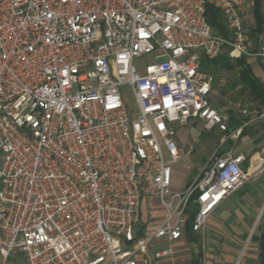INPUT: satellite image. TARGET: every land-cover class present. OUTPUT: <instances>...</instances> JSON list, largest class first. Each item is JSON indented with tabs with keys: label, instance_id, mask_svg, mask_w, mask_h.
I'll return each mask as SVG.
<instances>
[{
	"label": "built area",
	"instance_id": "1",
	"mask_svg": "<svg viewBox=\"0 0 264 264\" xmlns=\"http://www.w3.org/2000/svg\"><path fill=\"white\" fill-rule=\"evenodd\" d=\"M208 3L228 36L207 22ZM254 7L255 0H0V264H147L161 242L155 260L172 257L193 197L198 232L264 171V146L254 170L228 150L200 180L172 188L173 166L192 152L179 145L176 124L229 132V116L211 99L214 77L201 65L224 50L251 55L244 13ZM151 54L164 61L135 66ZM254 55L264 60V36ZM155 203L164 215L143 234L142 210Z\"/></svg>",
	"mask_w": 264,
	"mask_h": 264
},
{
	"label": "rangeland",
	"instance_id": "2",
	"mask_svg": "<svg viewBox=\"0 0 264 264\" xmlns=\"http://www.w3.org/2000/svg\"><path fill=\"white\" fill-rule=\"evenodd\" d=\"M255 49L253 41L250 50L255 52ZM162 61H164L163 58L157 59L155 58V54H151L136 58L134 64L136 67L144 69L147 65ZM262 63L264 64L263 61ZM208 73L217 79V77L219 78L218 74L221 72L208 71ZM227 77L228 81L224 86L216 82L214 87L215 93L211 95L213 104L219 111L233 118L232 124H230L231 131H233L232 128L235 126L242 125L244 127L246 125L249 129L248 134L254 140H259L261 148L262 145L264 146V138L261 137V133L264 130V123L260 118H257L258 114H256V112H260V108L255 104H249L245 93L234 87L237 79L235 72L231 71L227 74ZM123 92L128 107L135 109V97L131 88L126 87ZM246 107L253 112L250 116H244L241 112ZM175 127L178 132L177 139L179 145L185 151L192 150V152L184 156L173 166L172 188L174 191H182L196 180H200L204 166L214 156L219 157L228 150L236 153L235 147L240 145L241 137L237 140V143L234 141H225L228 133H218L217 131L206 132L199 121L191 120L185 126L176 124ZM250 149L245 144L242 151L246 154H252L250 153ZM257 162H259V159ZM163 215L164 213L157 203L151 208L144 207L142 210L143 234L151 232ZM212 217L213 214L209 216L205 226L197 232L201 236L200 243H193L182 238L173 244L174 254L172 257L165 258L153 264H192L198 257L201 249L203 250V256L200 259V264H258V248L257 244L251 242V236L256 232L261 218H250L251 229L245 231L244 224L238 225L235 223L236 221L224 222L216 219L214 226H211L208 221ZM242 229L244 234L240 231ZM247 235H250L249 238ZM157 248L159 247L157 246Z\"/></svg>",
	"mask_w": 264,
	"mask_h": 264
},
{
	"label": "crops",
	"instance_id": "3",
	"mask_svg": "<svg viewBox=\"0 0 264 264\" xmlns=\"http://www.w3.org/2000/svg\"><path fill=\"white\" fill-rule=\"evenodd\" d=\"M259 1H260L259 2L260 3L259 4L260 15L262 17V24H261L260 29L257 28L258 21H257L256 12L254 11V9L251 12L250 10H246V12L244 13L245 26L249 30L251 43L254 41L256 51L258 50V47L260 45L261 38L264 36V0H259ZM255 52H252L251 55H244L241 58L245 60L247 66H249L253 75L258 79V81L262 84L264 88V64L262 63V61L264 62V60L254 55ZM224 58H229L230 60H232V62H234L237 59H240V58L230 57L228 54V51L224 50L222 54L218 58H216V60L224 59ZM214 62L215 60L208 61L206 63V66H207L206 73H208V71L221 72L218 74L219 76V78L217 77L218 80L215 78V76H213L214 77V87L216 85V82H218L220 85H223V86L226 85L228 81L227 74H229L231 71L235 72L237 74V79L234 83V87L240 90L241 92H244L247 100H249V104H255L257 107L260 108V112H261L264 109V107L260 104V100L255 98L248 90H246L245 87L242 85V83L238 82L240 68L236 67L233 69H226V68L222 69L219 66L218 68L217 67L215 68ZM222 78H224V81L222 80ZM257 118H260L264 123V117L261 118L257 116ZM232 119L233 118L229 116V124L232 123L233 121ZM239 127H242V125L235 126L232 129L234 131L236 128H239ZM248 130L249 129L245 125L243 127V133L240 135L241 137L240 145H237L235 147V151H236L235 154H244L248 158V165L247 167H245V164H244V168L249 169V170H254V168H256L257 165L259 164L257 160L259 159V155L263 148V145L260 148L259 140L258 141L254 140V138H252V136L248 134ZM231 132L232 131L229 126L228 134ZM261 134H262L261 137L264 138V130ZM237 140L234 142L237 143ZM228 141L232 142L233 140H228ZM245 144L249 146V148H251L250 153L252 154H246L244 153V151H242V148ZM250 160L252 162L251 165H250ZM215 211H214L215 213L213 212L212 219L208 221L209 225L211 226L212 225L214 226V222L216 219L219 221H224V222H235L236 221L235 223H237L238 225L244 224L246 228L245 231H246L248 229H251L250 218H258V217L261 218V222L258 225L256 232L251 236V242L254 244H257L258 264H262L260 241L259 239H255V237L258 238L261 232L264 230V225H263L264 223V171L259 172L257 174L255 173L248 181H246L245 185H243L241 188H239L238 190L233 192L230 196H228L225 199V201ZM240 231L244 234L243 229ZM249 236L250 235H247L248 238ZM184 238L187 239L186 235ZM200 242H201V236H200V241L198 243ZM166 245H167L166 242H161L157 244L156 246H153L152 248H150L146 255V260H147L146 263L153 264L155 262H159L160 260H155V258L153 257V251L157 249V246L165 247ZM202 256H203V250L201 249L197 257L198 264H200V259L202 258ZM20 264H24V262H21Z\"/></svg>",
	"mask_w": 264,
	"mask_h": 264
},
{
	"label": "trees",
	"instance_id": "4",
	"mask_svg": "<svg viewBox=\"0 0 264 264\" xmlns=\"http://www.w3.org/2000/svg\"><path fill=\"white\" fill-rule=\"evenodd\" d=\"M259 2H260L259 0H255V7H254V11L256 12L257 15L258 29H260L262 24ZM205 15L207 22L215 32H217L222 36L229 35V32L226 30V27L224 25V18L222 16V13L218 8L208 3L206 6ZM214 60H215L214 62L215 68L216 67L218 68V66L221 67L222 69L224 68L233 69L236 67L240 68L238 82L242 83V85L245 87L246 90H248L255 98L259 99L260 104L264 107V88L262 84L258 81V79L253 75L251 69L249 68V66H247L243 58L237 59L234 62H232V60H230L229 58L218 59V60L214 59ZM208 61H212V60L202 61L201 70L204 72L207 71L206 63ZM247 165H248V158L247 161L245 162V167H247ZM195 197H193V199L190 202V209H189L190 218L186 226V237L188 241L198 243L200 241V236L197 234V232L193 230L194 218L198 211V204L194 202ZM255 239H259L260 241L262 264H264V230L261 232L260 236L258 238L255 237ZM193 264H198L197 258L193 261Z\"/></svg>",
	"mask_w": 264,
	"mask_h": 264
}]
</instances>
